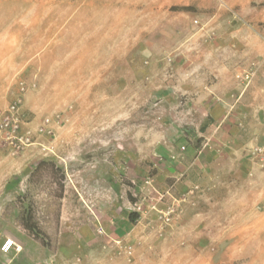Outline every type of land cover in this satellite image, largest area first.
I'll use <instances>...</instances> for the list:
<instances>
[{"label":"rangeland","instance_id":"374dc122","mask_svg":"<svg viewBox=\"0 0 264 264\" xmlns=\"http://www.w3.org/2000/svg\"><path fill=\"white\" fill-rule=\"evenodd\" d=\"M203 1L190 18L158 6L143 33L127 1L0 0V106L23 79L26 128L55 127L46 148L0 147V264H208L224 240L249 247L234 262L264 259V0L254 19ZM117 14L123 32L85 26ZM133 211L128 258L107 234Z\"/></svg>","mask_w":264,"mask_h":264},{"label":"crops","instance_id":"0c3cea01","mask_svg":"<svg viewBox=\"0 0 264 264\" xmlns=\"http://www.w3.org/2000/svg\"><path fill=\"white\" fill-rule=\"evenodd\" d=\"M120 1H127V3H123L122 5L125 7H128L130 9V15L134 19L132 30L137 32H154L156 31V18L158 16V6L161 7V9H168L171 8V6H192L196 10L194 11H178V14H184V16H187L190 18L191 15H194L198 13V8L200 5H204L203 0H120ZM243 6L241 5L240 8H238V12L240 14L246 15L247 17H250L252 19L256 18L253 13V1L255 0H242ZM217 5L216 0H207L205 3V6L207 8H211ZM167 10H165L166 13ZM87 12V11H85ZM235 13V12H234ZM72 15V14H70ZM88 15V13H86ZM95 18L97 14H92ZM237 16V13L234 14ZM117 17V24H112L108 20L102 21L100 24L96 23H87L85 26L91 25L92 28L90 30H98V31H117V32H123L126 30V27L124 26V22L121 20V16L119 14L116 15ZM195 22V20H194ZM70 23H73L72 17L70 18ZM97 26V27H96ZM84 30H89V28H84ZM145 38H140V36L136 39L134 46L140 47L141 45H144ZM124 47V44L122 45ZM261 68L259 72V77L264 80V61L260 62ZM9 82L3 81V79H0V97H2V100L7 96L9 88H10ZM14 95V93H13ZM28 95V92L26 96ZM25 104H26V97H25ZM1 107V106H0ZM170 157L173 158L171 155ZM168 171L170 174H173L172 168L168 167ZM122 226L124 229V232L122 234H118L117 231L119 227ZM114 229V235H117L118 237H126L131 234V231L134 229V227L131 230L130 229V221L128 218H124L123 221L118 222L117 227H113ZM112 229V230H113ZM107 234V233H106ZM110 239H113L112 235H108ZM259 239H264V233L258 234ZM249 247L245 245L244 247H241L238 245V243L235 242H226V240L219 242L216 246L212 249V255L210 262L208 264H264V259L260 260L259 262L250 263V262H234L235 257H238L242 254H246L248 252Z\"/></svg>","mask_w":264,"mask_h":264},{"label":"built area","instance_id":"2783aa9c","mask_svg":"<svg viewBox=\"0 0 264 264\" xmlns=\"http://www.w3.org/2000/svg\"><path fill=\"white\" fill-rule=\"evenodd\" d=\"M197 22V21H196ZM249 77V74L247 75ZM30 85L23 79L18 82V91L15 97L6 106L0 107V147L8 151L10 155H16L25 149L41 145L38 142L37 136L55 135V127L50 118H47L35 131L31 128H26L28 114L24 107L25 95L28 92ZM170 214V213H169ZM171 218L166 216V221ZM100 234H106L102 227L99 228ZM113 248L117 249L118 255H124L131 258L134 254V246L129 242H125L124 238H113ZM5 245V250L10 248Z\"/></svg>","mask_w":264,"mask_h":264},{"label":"trees","instance_id":"16d2710c","mask_svg":"<svg viewBox=\"0 0 264 264\" xmlns=\"http://www.w3.org/2000/svg\"><path fill=\"white\" fill-rule=\"evenodd\" d=\"M172 10H184V11H194V8L192 6L187 7H174ZM46 165L50 166L55 171L59 172L60 169L57 167L54 163L51 162H41L38 165L37 170L41 168V166ZM140 215L137 211H133L129 214V221L130 223H135L139 220ZM22 224L24 228L38 241H40L44 246H49L50 242L48 240V237L45 235V233L41 230V228L38 226V224L34 221V215L33 211L31 209L27 210L22 218Z\"/></svg>","mask_w":264,"mask_h":264},{"label":"bare ground","instance_id":"6f19581e","mask_svg":"<svg viewBox=\"0 0 264 264\" xmlns=\"http://www.w3.org/2000/svg\"><path fill=\"white\" fill-rule=\"evenodd\" d=\"M14 244V242H12V241H10V242H8V247L10 248V245H13Z\"/></svg>","mask_w":264,"mask_h":264}]
</instances>
